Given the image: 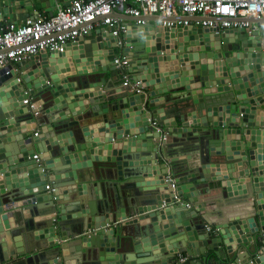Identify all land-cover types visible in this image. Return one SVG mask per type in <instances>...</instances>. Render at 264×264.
<instances>
[{"label": "water", "instance_id": "1", "mask_svg": "<svg viewBox=\"0 0 264 264\" xmlns=\"http://www.w3.org/2000/svg\"><path fill=\"white\" fill-rule=\"evenodd\" d=\"M147 20L124 35L140 93L106 82L102 29L28 57L18 84L0 72V264H264V29ZM177 138L192 159H171Z\"/></svg>", "mask_w": 264, "mask_h": 264}, {"label": "built area", "instance_id": "2", "mask_svg": "<svg viewBox=\"0 0 264 264\" xmlns=\"http://www.w3.org/2000/svg\"><path fill=\"white\" fill-rule=\"evenodd\" d=\"M115 13L135 18L133 24L141 27L148 25L147 18L158 17L154 21L156 27L168 30L173 27L207 28L217 32L243 30L251 35L255 26L264 29V0H71L67 8H59L51 17L27 18L20 24L0 26V72L9 75L14 71L18 75L13 80L18 84L21 82L19 63L45 52L64 53L78 39H86L95 26L115 39L119 54L114 55L113 65L118 69L129 66V57L123 48L130 25L116 18ZM129 86L140 93L139 83L131 84V78L125 75L122 87ZM22 103L34 118L41 115L40 106L30 95ZM152 124H156L154 120ZM36 135L34 132L33 136ZM33 160L40 165L37 153ZM46 190L54 189L49 184ZM205 228L216 233L211 225ZM191 260L190 256L180 253L174 264H188Z\"/></svg>", "mask_w": 264, "mask_h": 264}, {"label": "crops", "instance_id": "3", "mask_svg": "<svg viewBox=\"0 0 264 264\" xmlns=\"http://www.w3.org/2000/svg\"><path fill=\"white\" fill-rule=\"evenodd\" d=\"M71 0H23V6H20L19 9H17L15 11V18L13 20H10L11 18L9 17V19H2L0 17V26L5 25L7 23H14V24H20L21 22H23L25 19L27 18H33L36 19L37 17H42V18H48L51 17L53 15H55V13L57 12V10L61 7L63 8H67L70 4ZM114 16L116 18L121 19L122 21H124L127 25L130 23H133V21L135 20V18L132 17H128V16H122L118 13H115ZM153 22L155 20H158V17H151L150 18ZM151 22V23H153ZM99 30L98 26H95L94 29L92 30L93 35L96 34V31ZM79 47V46H77ZM82 48V47H79ZM116 55L119 54L118 50L115 52ZM113 59V58H112ZM112 59H110V63H107L106 61V65L108 64V66H113L114 70L112 71H107L106 72V82L110 83L111 85H113V89H115L116 91L118 90L119 87H122V82L124 80L125 75H128L131 78V84H132V75L131 73L128 72V68L129 66H126L123 69H118L113 65ZM133 66L135 67L137 61L133 60ZM87 68L90 67L89 65L86 66ZM113 77H115V80L113 79ZM124 88V87H123ZM167 104H171V103H167ZM165 108H167V105L165 104L164 106ZM156 128H162L161 129V135H166V133L163 131V127H157ZM212 129H210L211 131ZM230 130V128H229ZM230 132V131H228ZM183 144V145H182ZM187 146L188 143L185 144V142L181 143L180 139H172L171 142V147H170V157L171 159H177V160H188V158L192 159V154L191 152L187 151ZM189 156V157H188ZM110 165H104V167L107 169V167H109ZM112 166V165H111ZM214 169H216L214 167ZM97 171V170H95ZM105 175V172H104ZM210 258V254L209 257ZM193 260V259H192ZM191 260V261H192ZM195 260V259H194ZM205 263V262H204ZM211 264H215L214 262H212Z\"/></svg>", "mask_w": 264, "mask_h": 264}, {"label": "bare ground", "instance_id": "4", "mask_svg": "<svg viewBox=\"0 0 264 264\" xmlns=\"http://www.w3.org/2000/svg\"><path fill=\"white\" fill-rule=\"evenodd\" d=\"M151 37H149V43L151 42ZM76 50L77 51H81L82 50V48H79V47H76ZM98 51V54L100 55L101 54V52H99V49L97 50ZM80 53H82V52H78V54H79V57H78V59H79V61L80 62H83V66L82 67H86V66H92L91 65V60H87V59H84V61H81V59H82V57H80L82 54H80ZM103 53V52H102ZM102 56H104V53L102 54ZM83 57L85 58V56L83 55ZM172 66V65H171ZM71 66H70V64H69V68H70ZM87 68V67H86ZM13 99H11V101H12ZM10 104H13L12 102H9ZM18 130V129H17ZM19 131V130H18Z\"/></svg>", "mask_w": 264, "mask_h": 264}]
</instances>
